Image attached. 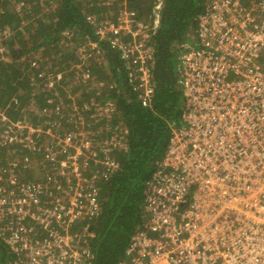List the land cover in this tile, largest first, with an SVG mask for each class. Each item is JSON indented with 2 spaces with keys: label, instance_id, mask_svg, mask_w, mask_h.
Segmentation results:
<instances>
[{
  "label": "built area",
  "instance_id": "built-area-1",
  "mask_svg": "<svg viewBox=\"0 0 264 264\" xmlns=\"http://www.w3.org/2000/svg\"><path fill=\"white\" fill-rule=\"evenodd\" d=\"M104 4L111 17L99 21L97 35L119 51L129 87L148 106L159 18L144 21L126 1ZM195 33L176 69L185 96L181 124L172 125L156 161L142 225L120 264H264V0H205ZM76 57L79 67L106 58L94 40ZM38 77L53 96L46 94L35 116L53 121L33 124L28 114L14 120L0 110V145L13 154L0 165V241L13 264H93L99 184L118 167L122 146L121 125L112 123L116 105L92 97L69 110L55 102L62 72L45 66ZM80 77L95 79L89 67ZM88 110L95 128L82 115ZM34 161L44 181L27 175Z\"/></svg>",
  "mask_w": 264,
  "mask_h": 264
},
{
  "label": "trees",
  "instance_id": "trees-1",
  "mask_svg": "<svg viewBox=\"0 0 264 264\" xmlns=\"http://www.w3.org/2000/svg\"><path fill=\"white\" fill-rule=\"evenodd\" d=\"M112 1H126L146 22H153L156 16L159 18V26L150 40L156 49V63L153 68L155 91L148 106H143L129 87L119 51L97 35L99 21L111 17L104 4L106 0H0L1 111L14 120L23 117L24 112L29 113L34 116L29 119L33 124H41L49 117L35 116L38 108L45 104L44 96L52 95L51 90H44L47 78L40 82L44 77H38L45 66L49 71L63 74L65 84L57 85L60 95L55 99L56 104L72 110L73 102L80 108L93 97L116 105L112 123L121 125L122 146L116 148L118 167L99 184L100 212L90 224L94 232L90 240L93 264L124 261L130 238L142 225L146 184L156 168V161L165 154L172 125L181 124L185 96L176 70L181 46L195 39L198 18L205 9V0H164L160 11L156 9L157 0ZM88 40L99 41L106 58L88 60L82 67L73 69L78 45ZM62 41L64 44L60 45ZM88 67L95 79L101 73L104 86L96 84L95 79L82 80L80 76ZM30 73L35 75V80ZM106 87L108 90L104 92ZM68 92L71 95L66 97ZM35 95L39 99L32 103L29 97ZM27 103L34 104L29 111ZM93 113L88 110L82 115L86 120L91 119V127L95 128ZM49 118L53 121V117ZM101 122L103 120L97 124ZM12 156L0 145V165H8ZM31 170L33 172V167ZM32 172L27 175L31 177ZM13 259L0 241V264H13Z\"/></svg>",
  "mask_w": 264,
  "mask_h": 264
},
{
  "label": "rangeland",
  "instance_id": "rangeland-1",
  "mask_svg": "<svg viewBox=\"0 0 264 264\" xmlns=\"http://www.w3.org/2000/svg\"><path fill=\"white\" fill-rule=\"evenodd\" d=\"M10 31H12L11 29H10ZM1 35V34H0ZM0 37H2V36H0ZM64 44V41H62L61 42V44L60 45H63ZM80 48H81V46H79L78 45V51L80 50ZM2 51H3V48H0V54L2 53ZM53 55H51V56H47V58H50V57H52ZM74 59H72V61H73ZM73 64L74 65H72V68L73 69H75V68H77V67H79V66H77L78 64H77V62L75 61V62H73ZM61 65H63V64H61ZM102 68V67H101ZM51 72H53L52 70H51ZM30 77H33L32 76V73H30ZM35 78V77H34ZM34 78H32V79H34ZM102 75H101V73L100 74H98L97 75V79L98 80H96V82L98 83V82H100V81H102ZM40 82H44V81H42V80H39ZM96 83V84H97ZM41 84V83H40ZM88 94V93H87ZM46 96V95H45ZM45 96H44V98H45ZM39 99V96H37V95H35V96H31V97H29V100L31 101V100H33V101H31L32 103L33 102H35L36 100H38ZM44 102V101H43ZM32 103H27V106H26V109L29 111L30 109H32L31 107L32 106H34V104H32ZM41 107V106H40ZM28 115H29V117L31 118V117H34V116H32V115H30L29 113H27ZM13 119V118H12ZM41 156H42V153L40 154ZM32 167H33V172L31 173V177H32V179L33 180H37V181H44L45 179H46V177H45V174L44 173H42V172H40V163L38 162V161H34L33 163H32Z\"/></svg>",
  "mask_w": 264,
  "mask_h": 264
},
{
  "label": "crops",
  "instance_id": "crops-1",
  "mask_svg": "<svg viewBox=\"0 0 264 264\" xmlns=\"http://www.w3.org/2000/svg\"><path fill=\"white\" fill-rule=\"evenodd\" d=\"M24 110H25V109H24ZM24 113L26 114V112H24ZM25 114H24V115H25ZM20 117H22V115H21Z\"/></svg>",
  "mask_w": 264,
  "mask_h": 264
}]
</instances>
